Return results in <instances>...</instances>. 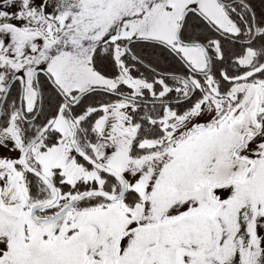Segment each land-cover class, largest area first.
I'll list each match as a JSON object with an SVG mask.
<instances>
[{
    "label": "snow or ice",
    "instance_id": "obj_1",
    "mask_svg": "<svg viewBox=\"0 0 264 264\" xmlns=\"http://www.w3.org/2000/svg\"><path fill=\"white\" fill-rule=\"evenodd\" d=\"M0 264H264V0H0Z\"/></svg>",
    "mask_w": 264,
    "mask_h": 264
}]
</instances>
